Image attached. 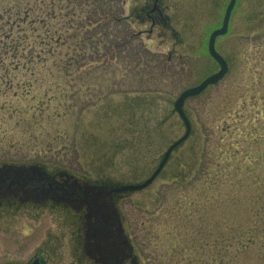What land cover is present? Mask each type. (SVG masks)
<instances>
[{
	"label": "rangeland",
	"instance_id": "rangeland-1",
	"mask_svg": "<svg viewBox=\"0 0 264 264\" xmlns=\"http://www.w3.org/2000/svg\"><path fill=\"white\" fill-rule=\"evenodd\" d=\"M122 2L0 0V166L40 164L90 184L134 185L185 135L174 102L218 71L208 39L230 0H172L167 14L181 45L168 31L167 39L156 30L150 41L134 36L148 26L119 22L130 13L129 0ZM216 42L229 73L185 102L190 137L153 184L116 201L112 229L122 228L139 264L195 263L192 250L172 255L173 230L181 232L182 247L189 239L208 241L202 264H264L258 247L235 260L213 242L229 236L230 224L241 228L256 201L259 211L263 193H234L233 204L185 220L204 182L198 170L205 172L214 155L222 125L214 117L227 97H253L264 83V0H237L228 33ZM16 203L0 210V264H76V217Z\"/></svg>",
	"mask_w": 264,
	"mask_h": 264
},
{
	"label": "trees",
	"instance_id": "trees-1",
	"mask_svg": "<svg viewBox=\"0 0 264 264\" xmlns=\"http://www.w3.org/2000/svg\"><path fill=\"white\" fill-rule=\"evenodd\" d=\"M262 58L264 64V56ZM249 92L227 97L224 107L214 117L222 125L217 127L219 133L212 140L213 157L204 165L205 172L202 167L198 170L197 178L204 179V182L196 191L195 205H189L194 212L187 213L185 220L188 224L195 223L199 212L203 214L211 208L233 204L234 193L256 190L258 194H264V83L253 97ZM261 199L264 201V198ZM249 211L254 213L243 220L241 228L230 224L226 230L229 236L220 232L213 241L217 248L231 249L235 260L252 247H258L254 249L263 252L264 258V202L259 211L257 201ZM172 233L176 237L172 243V255L180 258L182 253L192 250L193 258L197 261L190 264H202L198 257L204 245L208 247V241L189 239L187 243L183 242L182 247L181 232L173 230Z\"/></svg>",
	"mask_w": 264,
	"mask_h": 264
},
{
	"label": "water",
	"instance_id": "water-1",
	"mask_svg": "<svg viewBox=\"0 0 264 264\" xmlns=\"http://www.w3.org/2000/svg\"><path fill=\"white\" fill-rule=\"evenodd\" d=\"M237 0H231L226 9L223 24L220 29L214 30L209 39L208 52L210 56L219 64L217 73L207 77L201 84L193 88L184 90L174 102L175 112L179 115L185 125V135L176 140L175 143L166 150L157 169L145 181L134 185H114V184H90L83 182L62 171L50 174L41 165H14L2 164L0 166V194H11L16 197L20 204L32 203L35 205H45L47 201L53 204H64L73 208H86L85 229L94 231L95 234L111 235V229L116 227L118 221L116 201L124 196L145 190L157 179L158 175L167 166L171 153L183 145L190 137L192 125L184 111L185 102L188 99L200 96L208 87L218 84L227 75L228 63L216 51V39L228 33L230 17ZM125 248V254L135 264L137 260L133 257L129 240L119 228ZM113 239V238H111ZM111 239H107L111 241ZM104 256L113 258L114 253L106 252ZM32 264H41L39 260Z\"/></svg>",
	"mask_w": 264,
	"mask_h": 264
},
{
	"label": "flooded vegetation",
	"instance_id": "flooded-vegetation-1",
	"mask_svg": "<svg viewBox=\"0 0 264 264\" xmlns=\"http://www.w3.org/2000/svg\"><path fill=\"white\" fill-rule=\"evenodd\" d=\"M127 2L128 0H124L122 3L124 6H127ZM171 2L172 0H129V16L124 15L119 22L127 23L129 20H135L139 25L148 26V28L141 29L138 34L134 36L140 37L146 35L149 37L150 41L156 30L158 36H161V38H166L168 33L172 34L171 36L174 42L181 45V37L171 26V17L167 14L171 8ZM129 40L133 41L132 34L129 36ZM25 204L35 208L50 204L54 209L59 208L66 210L76 217L74 220L78 228L75 234L76 252L78 253L76 264H135L132 258H129L128 255L125 254L122 235L119 229H111L110 236H105L104 234L98 235L95 234L94 231H89L87 228L85 229V218L87 217L86 208H73L65 206L64 204H53L51 201H47L45 205ZM16 205L15 196L11 194H0V210L5 207L9 208ZM107 239H111V241ZM110 251L114 253V256L108 259L104 254Z\"/></svg>",
	"mask_w": 264,
	"mask_h": 264
}]
</instances>
